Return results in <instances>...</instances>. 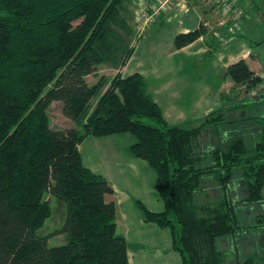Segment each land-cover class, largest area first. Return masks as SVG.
Segmentation results:
<instances>
[{
    "label": "trees",
    "instance_id": "trees-1",
    "mask_svg": "<svg viewBox=\"0 0 264 264\" xmlns=\"http://www.w3.org/2000/svg\"><path fill=\"white\" fill-rule=\"evenodd\" d=\"M130 2L0 0V264H131L116 201L108 198L114 188L84 164L79 149L90 135L119 133L135 137L131 152L157 173L165 210L140 206L146 222L171 229L183 264H226L227 254L233 264L253 263L240 258L236 239L263 231L264 213L248 220L238 205L264 199V116L254 119L260 125L254 142L229 134L204 147L203 130L217 136L220 126L238 121L213 111L195 128L171 125L140 72L101 75L89 84L99 65L119 67L132 54ZM207 35L201 24L174 43L180 49ZM225 71L235 84L260 81L245 58ZM54 101L74 125H50ZM238 179L246 185L242 200L233 195ZM52 197L63 205V225L41 234ZM57 234L64 241L50 245ZM227 239L228 252L220 245Z\"/></svg>",
    "mask_w": 264,
    "mask_h": 264
},
{
    "label": "rangeland",
    "instance_id": "rangeland-1",
    "mask_svg": "<svg viewBox=\"0 0 264 264\" xmlns=\"http://www.w3.org/2000/svg\"><path fill=\"white\" fill-rule=\"evenodd\" d=\"M143 1L145 0H131V2L129 3L128 10H130V14H129L131 19L130 23L134 28V32L131 36L133 47L137 44L136 42L141 38V36L146 34L147 29L152 24L161 22V20L163 19L161 16L164 15L170 8L169 6L167 10L161 12L162 14H160L158 20L153 22L144 31L139 26V23H137L136 21V14L134 16L135 10H138L140 4ZM244 1L246 2V4L243 5L247 6L246 11L248 14H246L244 9L240 7V10L244 14V22L241 30L233 38V39H240V44L235 43L231 45L232 48L229 51L226 49L224 50V52L227 55V61H228L229 59L228 54L231 55L232 52L239 50V48H242L243 46L244 51L247 52V58L252 61L251 65L253 70L260 77V81L252 85H248L246 83L235 84L231 79H229L230 77L224 73L225 70L224 67L220 69L218 66L217 67L215 66V63H219V62L220 65H223L225 62L222 59L218 61V58L214 57L212 58V61H209L205 66H202L203 60L199 58L195 61L194 63L195 66H194L191 65L192 63L188 59H186L185 56L183 58V56L180 55L178 56V59H173L174 63L176 65H179L180 68L176 70L177 73L181 75L178 77L179 80L178 78L175 77L176 82L177 80L179 81L180 91L177 95L172 96L170 100L168 99V93H165L163 94L164 96H161L168 99L166 100V102L161 101V105L166 104V107L163 106L164 111L170 110L169 107L172 106H176L174 110L181 109V113L179 116L182 117L176 116L173 119H171L164 116L171 125H177L185 128H195L197 126H200L204 122L206 116L213 111L214 112L223 111L227 114L226 116L228 119L238 121V123L233 127L223 126L221 128L220 126L221 132L218 133L217 136H215V133L209 128L203 130L200 138L202 139V144L204 147L215 145L216 139L220 142H225L229 134L237 135L242 133L248 140L254 142V140L257 139L260 130L259 123L254 121V119H260V117L264 116V0H244ZM204 3L205 4H203V6L208 7V15L212 16L211 18L212 20L209 19L210 20L209 26H207L209 31H208V35L204 37V39H202L203 43L207 46L209 52H215V53L223 52V47L224 46L227 47L228 44H230V42L224 45L223 42L214 35V31L217 29L218 23L220 19L223 17V15L219 12H217L215 15L213 11H211L210 8L211 5L207 2ZM127 19H129V16H127ZM247 19H248V23H250L249 24L250 30L248 31L249 36H246V34L242 32L243 28H245ZM174 27H175V23L173 25L169 24L165 27V32H163V34H160V36L156 38L151 37V39L147 41V43L141 41L139 43V46L137 47L134 61L132 64L135 65L141 62L143 64L142 68L147 69L148 70L147 72H151L153 70V68H151V63L154 62L157 59V57H158L157 61L163 63L165 59H164V54L162 53V48L165 47V44L167 43L166 39L169 38V34L171 30L174 29ZM246 37H248L247 40ZM123 67L124 65L119 67H114V65L112 64L103 63L98 66V69L95 73L87 77L88 83L89 84L95 83L99 79V76L101 75H105L111 80L117 74L124 75V72L128 73L129 70L123 69ZM215 73L220 74V76L217 79H215L214 76ZM218 81H221V83L222 82L225 83V87L224 89H221L220 94H218L217 102H213V101L211 102L212 106L210 110L207 111L206 109L203 108L191 109L189 110V113L188 110H183L186 109L187 107H192L193 103H191V99L197 98L200 95H202L201 91L203 89L212 88V90L214 91L217 87V84H219V86L221 85ZM152 86L153 85H150L151 88ZM149 91L151 90L149 89ZM192 102L194 101L192 100ZM94 103H96V100H94L93 104ZM183 113L185 116L189 115L190 118L191 117L193 118L195 117V118L193 120L185 119ZM48 117H49L50 125L54 128H67L71 125H74V123L69 118L64 116V114L62 113V103L59 101H54L51 104L48 110ZM144 120L147 123L154 124L153 120L150 118H144ZM210 130L211 132H209ZM88 137H93V136L90 135ZM88 137L86 138L88 139ZM86 138H85L86 143H84L85 148L86 146L90 147L91 144V141H87ZM93 147H95V144H93ZM92 150L94 155V148ZM91 153L92 151L88 152L87 155H90ZM98 167L101 168L102 166H98ZM135 178L132 177L130 180L131 183L130 188L133 191L140 189L142 190L143 186L149 185V176H147L146 173L144 174V177L141 180H139V178H136L137 180H135ZM245 189H246L245 182L242 179H238V181L235 183V188L233 190L234 197L236 196L238 199L242 200L245 194ZM216 190L217 188H213L210 191L213 195H215ZM50 203L52 207V215L46 220L44 226L39 230V233L41 234H49L52 232H56L63 225V221H64L63 205L55 197L50 198ZM238 206H239L238 209L239 215L240 216L242 215L243 218H246L248 220H251L253 216H255L256 214L264 213V199H262L257 203H252V204L245 203L243 205L241 204ZM141 213L143 214V212ZM128 223L132 224V231H134L136 229L135 226L136 221L128 222ZM176 227L177 230L179 231L178 223H176ZM168 230L170 231L172 237L173 249L177 251L175 248L174 237L171 232V229L168 228ZM138 231L141 236L145 235L148 237L153 234L151 230H149V228H145V232H143L142 228L141 229L139 228ZM153 235H154V240L152 244H150L151 241H148L143 245L141 244L140 247V245H138V241H133L132 245H135L133 246V248L135 249V254H133L132 259L134 262H139V264L140 262L141 264H181L180 262L181 260L183 264V258L179 253V251L177 252L180 255V260L177 263L170 256L169 251L172 250L171 242L167 250V245L161 244V241L158 240L159 236H156L155 234ZM63 238H64L63 235L60 234L53 235L51 236L49 243L50 245L60 244L64 241ZM236 240H237L236 252L240 253V258H246L247 256H251L254 258L252 264H264V230L248 231L244 235H239ZM163 241L167 242L166 239H163ZM220 245L224 250L226 251L230 250L229 247L231 245V241L227 239L221 242ZM234 262H235V256L233 254L232 255L227 254L226 264H233Z\"/></svg>",
    "mask_w": 264,
    "mask_h": 264
},
{
    "label": "crops",
    "instance_id": "crops-1",
    "mask_svg": "<svg viewBox=\"0 0 264 264\" xmlns=\"http://www.w3.org/2000/svg\"><path fill=\"white\" fill-rule=\"evenodd\" d=\"M235 1L237 2L238 6L242 7L245 13L248 14L246 11L247 6L243 5L246 4V2L244 0ZM204 2H207L211 5V11H213V13L216 15L217 11L215 10V6L211 2V0H171L169 10L161 16L163 18L161 22L152 24L147 29L146 34L141 36V38L136 42L137 44L134 46L131 56L123 67V69L129 70L128 73L124 72V75L122 74L123 76H128L135 72H140L145 77L148 92L160 105L164 116H166L167 118L173 119L176 116L182 117L179 116L181 113V109L174 110L176 106L169 107L170 110L164 111L163 106L166 107V104L161 105V101L166 102V100H170L172 96L177 95L180 91L178 77L181 75L176 71L180 68L179 65H176L173 60L178 59V56L181 55L183 56V58L185 56V58L192 63L191 65L194 66L195 61L199 58L203 60L202 66H205L209 61H212V58L217 57L218 61L222 59L225 63L223 65H220V62L215 63V66H218L220 69L224 67L225 70L230 63H233L240 58H245L252 68V61L247 58V52L244 51L243 46L242 48H239V50L232 52L231 55L228 54L229 59L227 61V55L225 54L224 50L227 49L229 51L232 48L231 45L235 43L240 44V39H233L227 47H223V52L219 53L208 51L209 49L202 40L206 36L200 37L199 39L185 47H182L180 49L176 48L174 40L177 34L194 30L203 23L206 27L209 26V22L210 20H212V16L208 15V7L203 6V4H205ZM136 12L137 10H135L134 16ZM174 23L175 27L173 30H171L169 38L166 39L167 43L165 44V47L162 48V53L164 54L165 61L163 63L157 61V57V59L151 63V68H153L151 72H147V69H143V64L141 62L133 65L132 63L134 61L135 53L137 47L139 46V43L141 41L147 43V41H149L151 37L156 38L160 36V34H163V32H165V27L167 25H173ZM249 24L250 23H248L247 19L245 28H243L242 31L246 34V36H249ZM247 38L248 37H246V40ZM225 70L224 73H226ZM219 73H215V79L220 76ZM175 77L178 78L177 82ZM218 82L221 85L219 86V84H217V87L214 91L212 90V88L203 89L201 91L202 95L197 98L191 99V103H193L194 106L192 105V107H187L183 110H188V113L191 109L203 108L207 111L210 110L212 106L211 102H217L218 94H220L221 89H224L225 87V83H221V81ZM150 85H153L152 88L150 87ZM149 89L151 91H149ZM165 93H168V99L161 97L164 96L163 94ZM192 100L194 102H192ZM184 117L188 120H193L195 118H190L189 115H184ZM87 141H91L90 147L86 146L85 148V140L79 145L83 162L95 173L106 177L114 188V194L108 196V198L116 201L117 229L118 233L124 235V237L126 238L130 263L139 264V262H134L132 259L133 254H135V249L133 248V246L135 245H132L133 241H138V245H140V247L141 244L143 245L148 241H151L150 244H152L154 240L153 234L159 236L158 240L161 241V244L167 245V250L171 242L172 250L169 251V253L173 260L177 263L180 260V255L173 249L172 237L168 228H161L156 223L145 221V214L140 204L144 205L146 209L155 212L164 211L165 204L155 186L157 179L156 171L146 160L135 157L131 152V145L135 142V137L130 133H119L102 137H88ZM93 144H95V147H93ZM93 148L94 155L92 150ZM91 151L92 153L90 155H87V153ZM98 166H102L104 168H100ZM145 173L147 176H149V185L143 186L142 190L140 189L133 191L130 188L131 178L136 177L141 180L143 179ZM136 178L135 180H137ZM141 212H143V214ZM133 221H136V229L134 231H132V224L128 223ZM139 228H142L143 232H145V228H149V230H151L153 234L148 237L145 235L141 236L138 231ZM163 239H166L167 242H164ZM180 262L182 264L181 260Z\"/></svg>",
    "mask_w": 264,
    "mask_h": 264
},
{
    "label": "built area",
    "instance_id": "built-area-1",
    "mask_svg": "<svg viewBox=\"0 0 264 264\" xmlns=\"http://www.w3.org/2000/svg\"><path fill=\"white\" fill-rule=\"evenodd\" d=\"M211 2L214 4L216 11L223 15L217 29L214 31V35L226 45L241 30L244 14L236 5L235 0H211ZM170 3L171 0L143 1L136 12V21L139 26L145 31L148 26L158 20V17L162 14L161 12L168 9Z\"/></svg>",
    "mask_w": 264,
    "mask_h": 264
}]
</instances>
